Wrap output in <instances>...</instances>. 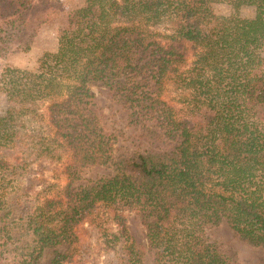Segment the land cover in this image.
I'll return each mask as SVG.
<instances>
[{
	"label": "trees",
	"instance_id": "1",
	"mask_svg": "<svg viewBox=\"0 0 264 264\" xmlns=\"http://www.w3.org/2000/svg\"><path fill=\"white\" fill-rule=\"evenodd\" d=\"M46 17L41 0H0V57L29 49ZM97 84L139 151L118 152ZM0 93V240L18 246L15 264L48 251V264H144L132 213L154 264H239L212 240L223 223L264 247V0H84L54 53L3 69ZM52 164L67 185L46 179ZM92 167L113 173L82 183Z\"/></svg>",
	"mask_w": 264,
	"mask_h": 264
},
{
	"label": "rangeland",
	"instance_id": "2",
	"mask_svg": "<svg viewBox=\"0 0 264 264\" xmlns=\"http://www.w3.org/2000/svg\"><path fill=\"white\" fill-rule=\"evenodd\" d=\"M46 8L47 17L41 25L29 49L23 46L10 57H0V74L7 66L22 70H33L38 66V61L46 53H54L58 48L59 35L68 21L69 14L84 6V0H41ZM215 11L218 14H227L228 7L217 5ZM243 17L252 18L253 9L245 8L240 13ZM95 94L93 110L102 121L104 127L113 133L118 140L119 153L132 154L140 150L142 140L139 134L129 126V113L122 104L113 99L112 93L101 84L92 88ZM8 106L6 96L0 93V112ZM63 166L52 164L46 171V179L51 183L62 186L68 184V179L61 174ZM113 173L108 167H92L82 171V183L94 181L102 177H108ZM60 175V178H56ZM129 234L134 239L141 253L144 264H154L153 252L149 249L146 240V230L142 219L136 214H130L127 220ZM212 240L216 242L219 251L239 264H264V247H254L237 236L227 223L211 231ZM93 243V239L89 240ZM65 251L64 248L60 249ZM54 256L53 251L44 255V263L48 264ZM18 259V246L10 241L0 240V264H15ZM105 257H101L100 263L105 264Z\"/></svg>",
	"mask_w": 264,
	"mask_h": 264
}]
</instances>
